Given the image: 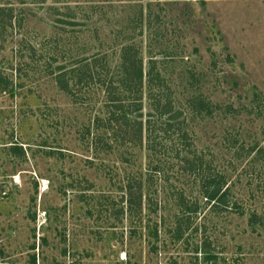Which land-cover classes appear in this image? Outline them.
<instances>
[{
  "label": "rangeland",
  "instance_id": "374dc122",
  "mask_svg": "<svg viewBox=\"0 0 264 264\" xmlns=\"http://www.w3.org/2000/svg\"><path fill=\"white\" fill-rule=\"evenodd\" d=\"M131 42L200 174L168 149L146 188L144 143L93 129L104 94L86 75L115 79ZM209 173L228 187L216 203ZM0 264H264V0H0Z\"/></svg>",
  "mask_w": 264,
  "mask_h": 264
},
{
  "label": "trees",
  "instance_id": "16d2710c",
  "mask_svg": "<svg viewBox=\"0 0 264 264\" xmlns=\"http://www.w3.org/2000/svg\"><path fill=\"white\" fill-rule=\"evenodd\" d=\"M147 16H149V12ZM149 26L150 24L148 28ZM98 57L99 55H92L95 67L100 66L106 54ZM119 58L115 79L112 76L106 79L97 69L92 73L89 71L86 75L88 79L84 83H99L104 94L103 108L99 111L103 113H95L93 129L104 126L115 136L122 134L124 136L132 130L137 141L144 143L146 150L145 184H148L146 188H149V185L159 177L158 174L164 172L167 161L165 158L156 156L159 152L163 153L168 149L175 150L173 156L182 163L184 161L190 172L200 174L201 162L198 156L187 158L182 154V148L176 149L174 143L169 145L168 139L173 134H177L181 140L185 139L186 133H180L184 118L179 119L183 112L175 107L165 79L155 66L156 59L149 54L146 68H144L142 54L133 42L120 46ZM85 60V64H90L87 59ZM57 69L56 82L62 85V88L67 89L65 68L58 65ZM80 78L76 84L81 82ZM68 90L71 91V89ZM93 134L95 139L96 135ZM185 144L190 145L187 142L184 143V147H186ZM16 146L20 145L16 144ZM210 174L203 177L204 181H202L200 190L207 201L212 200L213 203H216L227 195L228 187L222 185V176L218 174L210 176ZM141 185L140 183L134 187L136 185L127 184L126 195L130 205L136 196L137 198L142 197V192L134 193L133 191L134 188H139L141 191ZM145 198L147 202H150L151 194L145 193Z\"/></svg>",
  "mask_w": 264,
  "mask_h": 264
}]
</instances>
